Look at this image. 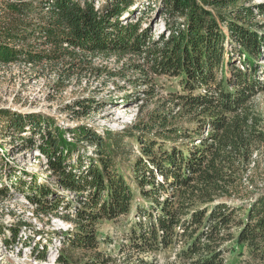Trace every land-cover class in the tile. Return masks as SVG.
Returning a JSON list of instances; mask_svg holds the SVG:
<instances>
[{
  "label": "trees",
  "instance_id": "1",
  "mask_svg": "<svg viewBox=\"0 0 264 264\" xmlns=\"http://www.w3.org/2000/svg\"><path fill=\"white\" fill-rule=\"evenodd\" d=\"M137 1L143 0H0V65L50 66L58 72L59 83L66 85L83 76L102 79V69L94 67L96 57L135 59L132 69L123 66L121 72H108V78H123L124 69L136 73L150 87L149 95H154L156 77L176 79L182 92H170L168 102L192 119L186 148L163 145L173 136L187 135L185 129L168 128L173 110L154 114L142 128L133 127L142 145L133 165L136 184L157 211L153 216L137 209L148 221L139 216L133 222L134 249L140 254L175 250V264H228V254H246V260L263 264L264 194L253 196L250 184L264 182V119L253 102L264 94V24L256 21L264 15V4L159 0L165 30L155 38L151 29L143 28V19H127ZM236 54L243 60L242 68L236 65ZM94 101L80 99L73 109ZM0 116L18 132L29 129L40 136L39 144L32 138L22 142L47 158L56 184L34 180L38 196L31 201L40 209L36 215L64 218L59 204L48 201V195L64 194L60 188L77 200L82 197L68 218L75 226L69 243L96 251L98 222L129 214L135 196L115 164L121 149L112 140L113 132L106 130L102 137L78 125L53 134L51 123L40 116L6 110ZM145 134L154 137L147 144ZM82 143L96 149L97 159L88 166L82 156L73 160ZM10 230L16 240L17 228ZM99 257L103 255L96 253ZM157 263L153 258L137 264Z\"/></svg>",
  "mask_w": 264,
  "mask_h": 264
},
{
  "label": "rangeland",
  "instance_id": "2",
  "mask_svg": "<svg viewBox=\"0 0 264 264\" xmlns=\"http://www.w3.org/2000/svg\"><path fill=\"white\" fill-rule=\"evenodd\" d=\"M159 2V0H143L140 4L137 1L135 7L130 9L132 16H127V19H143V28L151 29L156 38L165 30V16L159 10L161 8ZM261 4H264V0H251L246 5ZM256 21L264 24V15L258 16ZM235 59L237 67L242 68L243 60L237 54ZM136 61L135 59L118 61L116 57H96L93 59L94 67L102 69V79L94 77L89 79L83 76L80 82L72 80L66 85L59 83L58 72L50 66L41 65L32 68L28 64L19 63L0 65V111L40 116L51 123L48 126H51L49 130L53 134L56 130L75 129L78 125H84L102 137L105 136L106 130L112 131L114 134L112 140L117 141L121 149L118 150L120 157L115 160V164L119 173L125 176L135 192L133 207L129 214L122 215L114 221L98 222L96 236L99 245L96 251L72 247L69 239L74 234L75 226L73 230L68 226L71 223L68 218L73 217V206L83 198L77 200L66 191H61L63 195H48L51 205L59 204V212L63 213L64 218L59 220L60 216L52 214L37 216L36 212L40 209L31 201V198L38 196L36 185L33 184L34 180L39 184L45 182L52 186L56 184L43 162L38 160V151L27 148L29 144L25 141H28V138L39 144L40 136L38 132L33 133L29 129L18 132L0 116V189H5L4 193L0 194V264H137L141 259L150 262L153 258L158 261L157 264L178 262L179 258L175 250L140 254L134 249L136 241L132 240V224L139 219V216L142 222L148 221L147 217L138 214L137 209L139 208L140 212L141 209L142 212L149 210L153 216H156L157 211L151 209V203L141 197L140 186L136 184L133 165L141 155L142 145L137 139L138 131L133 127L138 124L142 128L154 114L162 111L169 113L173 110L167 117L168 128L175 127L182 132L186 130L187 135L178 139L173 136L163 145L167 148L174 145L185 149L191 142L188 136L192 137L193 122L192 119L181 114L174 104L168 102L171 100L170 92H182L178 88L176 79L156 77L153 82L154 95H149L147 90L150 87L144 85L136 73L124 69L126 75L123 78L119 75L108 78L110 76L108 72L115 70L121 72L123 66L132 69V64ZM88 97L95 98V101L90 102V105L73 109L76 101ZM253 102L264 119V94H260ZM42 127L48 129L45 123ZM156 130L158 131L159 128ZM116 134L122 136L121 141ZM143 136L146 144L154 138L149 134ZM22 138L25 141L22 142ZM70 138L72 139L69 136L68 139ZM157 141L162 142L160 138ZM95 150L82 143L79 154H74L73 160L82 156L84 165L88 166L93 159H97L94 156ZM250 185V191L254 192L253 196L264 194V182L253 184L251 182ZM67 196L72 202L70 206ZM164 196L165 194H162V197ZM221 201L232 203L233 200ZM11 227H16L19 232L16 240H12ZM56 247L58 249L55 250ZM96 253L102 254L103 257L96 258ZM43 255L44 260H41L40 256ZM96 260L99 262L96 263ZM227 260L228 264H261L254 260H246V254L241 256L228 254Z\"/></svg>",
  "mask_w": 264,
  "mask_h": 264
},
{
  "label": "built area",
  "instance_id": "3",
  "mask_svg": "<svg viewBox=\"0 0 264 264\" xmlns=\"http://www.w3.org/2000/svg\"><path fill=\"white\" fill-rule=\"evenodd\" d=\"M68 137H69V136H68ZM72 140H73V138H72V139H71V138L69 139V141H72ZM37 157H39L38 160H40V161L43 162V165L45 166V168H46V170H47V168H48V167H47V158H46L43 154H41L40 152H38V156H37ZM47 171H48V170H47ZM48 173L51 174V172H49V171H48ZM47 183H48V182H47ZM60 191L63 192V191H65V190L62 189V188H60ZM61 209H62V208H60V210H61ZM59 214L63 216V213L60 212ZM62 218H63V217L60 216V217H59V220L62 219ZM61 222H62V223H66V224L69 223L68 221H65V222H64V221H61ZM70 222H71V221H70ZM68 226H71V227H72V230H73V226H74V225H73L72 222H71L70 224H68ZM66 230H68V228H67ZM59 242H60V240H59ZM56 249H58V247H56L55 250H56ZM51 261H52V260H51ZM49 262H50V261H49Z\"/></svg>",
  "mask_w": 264,
  "mask_h": 264
}]
</instances>
